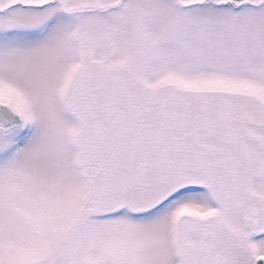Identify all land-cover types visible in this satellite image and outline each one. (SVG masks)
I'll return each instance as SVG.
<instances>
[{
    "label": "snow or ice",
    "instance_id": "snow-or-ice-1",
    "mask_svg": "<svg viewBox=\"0 0 264 264\" xmlns=\"http://www.w3.org/2000/svg\"><path fill=\"white\" fill-rule=\"evenodd\" d=\"M0 264H264V0H0Z\"/></svg>",
    "mask_w": 264,
    "mask_h": 264
}]
</instances>
